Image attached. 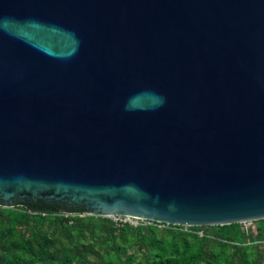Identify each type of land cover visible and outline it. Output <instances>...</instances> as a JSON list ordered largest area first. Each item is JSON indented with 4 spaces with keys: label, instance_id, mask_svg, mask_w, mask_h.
<instances>
[{
    "label": "water",
    "instance_id": "1",
    "mask_svg": "<svg viewBox=\"0 0 264 264\" xmlns=\"http://www.w3.org/2000/svg\"><path fill=\"white\" fill-rule=\"evenodd\" d=\"M173 226L264 219V0H0V203Z\"/></svg>",
    "mask_w": 264,
    "mask_h": 264
},
{
    "label": "trees",
    "instance_id": "2",
    "mask_svg": "<svg viewBox=\"0 0 264 264\" xmlns=\"http://www.w3.org/2000/svg\"><path fill=\"white\" fill-rule=\"evenodd\" d=\"M264 264V219L240 223L117 227L83 207L0 203V264Z\"/></svg>",
    "mask_w": 264,
    "mask_h": 264
},
{
    "label": "built area",
    "instance_id": "3",
    "mask_svg": "<svg viewBox=\"0 0 264 264\" xmlns=\"http://www.w3.org/2000/svg\"><path fill=\"white\" fill-rule=\"evenodd\" d=\"M107 218L111 219L115 226L121 227L123 225L138 226V225H151L154 222L137 219L129 216L112 215Z\"/></svg>",
    "mask_w": 264,
    "mask_h": 264
},
{
    "label": "rangeland",
    "instance_id": "4",
    "mask_svg": "<svg viewBox=\"0 0 264 264\" xmlns=\"http://www.w3.org/2000/svg\"><path fill=\"white\" fill-rule=\"evenodd\" d=\"M240 225L244 230L251 231V232L255 231V221L242 222L240 223ZM89 264H95V263H93V261L90 260Z\"/></svg>",
    "mask_w": 264,
    "mask_h": 264
},
{
    "label": "flooded vegetation",
    "instance_id": "5",
    "mask_svg": "<svg viewBox=\"0 0 264 264\" xmlns=\"http://www.w3.org/2000/svg\"><path fill=\"white\" fill-rule=\"evenodd\" d=\"M30 199H32V198H30ZM29 199V200H30ZM28 200V201H29ZM15 201H22V200H20L19 198H13V200H12V202L11 203H13V202H15ZM38 202H41V201H38ZM45 202V201H44ZM50 202H52V201H50ZM56 203V202H55ZM57 204H59V203H57ZM60 205H63V206H66V207H70L71 205H64V204H60ZM71 207H73V208H75V207H83V206H81V205H77V206H71ZM83 208H85V207H83ZM86 209V208H85Z\"/></svg>",
    "mask_w": 264,
    "mask_h": 264
}]
</instances>
